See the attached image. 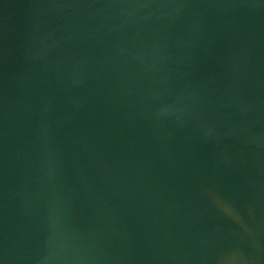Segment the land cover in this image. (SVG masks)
Instances as JSON below:
<instances>
[{"label": "water", "instance_id": "95a60500", "mask_svg": "<svg viewBox=\"0 0 264 264\" xmlns=\"http://www.w3.org/2000/svg\"><path fill=\"white\" fill-rule=\"evenodd\" d=\"M0 264H264V0H0Z\"/></svg>", "mask_w": 264, "mask_h": 264}]
</instances>
